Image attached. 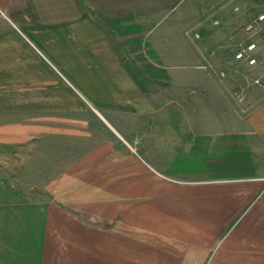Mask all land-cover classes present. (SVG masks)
I'll return each instance as SVG.
<instances>
[{"label":"crops","instance_id":"0c3cea01","mask_svg":"<svg viewBox=\"0 0 264 264\" xmlns=\"http://www.w3.org/2000/svg\"><path fill=\"white\" fill-rule=\"evenodd\" d=\"M115 3L97 10L128 11ZM97 18L80 0H0V67L15 69L26 59L16 56L20 40L27 60L55 70L34 43L37 35L45 33L63 57L56 38L70 26L96 44ZM2 51L15 53L9 65ZM45 78L0 74V96L7 97L0 102V264H264V173L215 176L198 160L208 176L164 174L144 146L140 153L121 150L113 138L67 153L81 150V128L91 129L98 116L92 119L87 108L89 123L80 114L65 124L60 93H51L56 100L35 98L38 91L50 94ZM123 103L122 115H144L129 98ZM254 127L263 137L264 121ZM45 162L51 175H40Z\"/></svg>","mask_w":264,"mask_h":264},{"label":"rangeland","instance_id":"374dc122","mask_svg":"<svg viewBox=\"0 0 264 264\" xmlns=\"http://www.w3.org/2000/svg\"><path fill=\"white\" fill-rule=\"evenodd\" d=\"M80 2L98 17L96 44L91 45L89 40L79 38L68 26L64 32L66 34L59 36L60 41L57 38L55 40L63 50V57L54 48L53 42L43 40L45 33L37 35L41 39L40 42L34 40L36 46L43 49L46 60L56 64V71L34 57L27 60L29 51L21 48L20 40L16 56L23 54L26 59H22L23 62L19 60L15 69L13 66L0 67L2 75L17 71L19 74L50 76L49 81L46 82L45 78L43 84L49 88L50 94H41L38 91L35 98L44 101L49 96L50 100H56L51 93L55 96L60 93L58 103H64L65 109L62 110L67 121L65 124L75 122V115L81 114L80 118L83 119L92 116L93 119V112L97 113L98 117L93 119L92 127L88 129L90 131L81 128L84 134L80 139L81 150L78 147L67 148V153L72 152L69 150L75 151L76 154L79 151L84 152L91 145L113 138L122 143L124 148L121 150L140 153L144 146L158 159L155 165L164 174L173 172L205 177L208 174L203 173L201 167H197L195 163L200 157L209 160V155H218L222 148L220 139L223 136L242 134L252 149L264 152V135L260 137L254 127L260 126L264 121V64L247 66L235 60L233 56L239 41L249 37L256 38L255 34L245 31V24L264 9V0ZM111 3H115L112 6L116 9L127 8L129 13L123 15H129L113 24L104 21L98 10ZM95 9H98L97 12ZM119 26H127V32L122 33L118 29ZM51 28L57 37L59 33L55 28ZM18 29L19 35L23 36L26 30ZM2 52H5L2 55V59L5 58L2 63L9 65V62L14 61V52ZM130 60L134 61L147 77L141 89H133L129 79L123 78V67ZM49 64L53 66L52 63ZM149 66L155 74L147 72ZM221 70H225V75L220 74ZM57 82L63 84L62 87H59ZM0 90L3 93L1 87ZM10 97L13 99L14 95ZM137 97L144 98V115L139 118L122 115L117 106L124 105L123 101L129 98L138 108L135 101ZM5 98L7 97L0 96V99H3L0 102L6 103ZM152 112L164 115L169 113L175 118L173 124H166L169 134L173 133L172 136L169 135L168 140L162 139L155 124H151ZM86 120L89 123V120ZM139 122L145 124L144 128L139 126ZM120 132L127 139L119 137ZM75 139L78 141L79 135H76ZM130 143L132 145H129ZM141 144L144 145L140 146ZM195 144L201 145L203 151L200 153V147H195L187 154ZM147 157L154 165L153 158ZM42 166L40 175H51L54 171L46 162ZM36 169L37 164L35 171Z\"/></svg>","mask_w":264,"mask_h":264},{"label":"trees","instance_id":"16d2710c","mask_svg":"<svg viewBox=\"0 0 264 264\" xmlns=\"http://www.w3.org/2000/svg\"><path fill=\"white\" fill-rule=\"evenodd\" d=\"M123 13L129 12H123L122 10H117L114 12H100L99 16L104 21L108 23L112 22L113 24L114 22L124 17ZM128 15H126L125 17H127ZM119 27L120 28L118 29L122 33L127 32V26ZM146 70L151 74H155L151 66L147 67ZM123 78L129 79L131 87L133 89H141V87H143V84L147 81V77L145 76L144 71L139 68V66H137L134 61L131 60L127 63V65L125 64V67H123ZM143 99L144 98L139 97L135 98L137 106L140 110H146V105L145 102H143ZM150 117V122L153 125L155 124L154 126L156 127L158 135H162L163 139L168 140V138L170 137V131L166 127V124L167 122L173 124L176 121L175 118L171 117V114L169 113L164 115L163 113L158 112H152L150 114ZM220 141L222 144V148L219 155H216L215 157L209 155V160H203L200 157L201 155H198L200 157L199 162H201V164L204 166L203 169L208 171L211 170V175L222 176V174L226 175L231 173L238 175H257L261 174V171H264V152L255 151L254 149H252L244 135L239 133H232L227 136H223ZM195 147H200L198 152L201 153L203 151V147H201V145L195 144L194 148ZM207 153L209 154V152ZM228 170H231L232 172H227Z\"/></svg>","mask_w":264,"mask_h":264},{"label":"built area","instance_id":"2783aa9c","mask_svg":"<svg viewBox=\"0 0 264 264\" xmlns=\"http://www.w3.org/2000/svg\"><path fill=\"white\" fill-rule=\"evenodd\" d=\"M264 9L256 14L245 24V31L256 35V38L249 37L246 40L238 42L233 52L234 59L241 61L247 66H256L264 64ZM261 29H263L261 31ZM225 75V70L220 71Z\"/></svg>","mask_w":264,"mask_h":264}]
</instances>
